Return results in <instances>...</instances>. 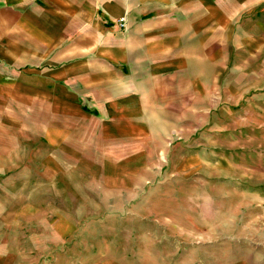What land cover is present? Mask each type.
Segmentation results:
<instances>
[{"label":"crops","instance_id":"0c3cea01","mask_svg":"<svg viewBox=\"0 0 264 264\" xmlns=\"http://www.w3.org/2000/svg\"><path fill=\"white\" fill-rule=\"evenodd\" d=\"M223 122L264 138V0H0V264H137L94 235V171Z\"/></svg>","mask_w":264,"mask_h":264},{"label":"rangeland","instance_id":"374dc122","mask_svg":"<svg viewBox=\"0 0 264 264\" xmlns=\"http://www.w3.org/2000/svg\"><path fill=\"white\" fill-rule=\"evenodd\" d=\"M222 129L224 137L165 139L120 178L117 169L94 171L109 177V195L100 197L110 200L87 204L101 215L91 220L101 249L137 264H264V163L240 164L245 155L233 152L264 148V138H241L226 122ZM188 155L200 160L187 166Z\"/></svg>","mask_w":264,"mask_h":264},{"label":"built area","instance_id":"2783aa9c","mask_svg":"<svg viewBox=\"0 0 264 264\" xmlns=\"http://www.w3.org/2000/svg\"><path fill=\"white\" fill-rule=\"evenodd\" d=\"M127 22H125V20L121 19L118 21V24L121 28L125 29L127 28V25H126Z\"/></svg>","mask_w":264,"mask_h":264}]
</instances>
